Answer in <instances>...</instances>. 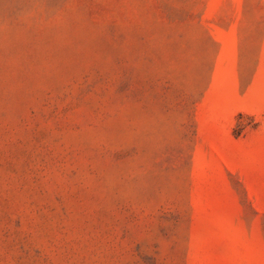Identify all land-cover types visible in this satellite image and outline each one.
<instances>
[{
  "label": "rangeland",
  "instance_id": "1",
  "mask_svg": "<svg viewBox=\"0 0 264 264\" xmlns=\"http://www.w3.org/2000/svg\"><path fill=\"white\" fill-rule=\"evenodd\" d=\"M0 264H264V0H0Z\"/></svg>",
  "mask_w": 264,
  "mask_h": 264
}]
</instances>
